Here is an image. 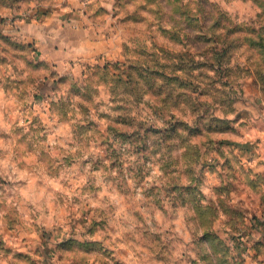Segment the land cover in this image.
I'll return each instance as SVG.
<instances>
[{
	"label": "rangeland",
	"instance_id": "obj_1",
	"mask_svg": "<svg viewBox=\"0 0 264 264\" xmlns=\"http://www.w3.org/2000/svg\"><path fill=\"white\" fill-rule=\"evenodd\" d=\"M0 264H264V0H0Z\"/></svg>",
	"mask_w": 264,
	"mask_h": 264
},
{
	"label": "crops",
	"instance_id": "obj_2",
	"mask_svg": "<svg viewBox=\"0 0 264 264\" xmlns=\"http://www.w3.org/2000/svg\"><path fill=\"white\" fill-rule=\"evenodd\" d=\"M79 14L81 16L79 18H72V19L69 18L70 21L67 19L64 21L63 16H62L63 14H61V17H60L58 14V11L55 13L46 12V15H42V13L41 14L39 13L36 16H34V20L31 21V23H29L27 26H25L24 29L28 28L30 30V27L36 28L37 30L45 29L46 32L44 34H39V33L35 34V36L37 35V37H33L32 39L33 41L36 40L38 42V45H41L43 49L47 46V50H48V47H49L52 50V56L57 59L58 63H66L73 59L78 60L80 56H84L82 55L85 50L83 47H85L88 44V40H86L85 38H82L78 42L77 45L79 48H81V54H75L71 50L72 40L70 39L71 37L70 33L72 32L76 33L77 30L74 28H77L78 30L82 32L83 34L82 36H86L85 35L86 32L88 33V31H92V29L95 30L94 27L90 25L87 26V24H85L86 22H85V19L83 18L84 14L82 12H79ZM86 17L87 16H85V18ZM28 29H26L25 32ZM29 30L28 32H26V36L28 38H31L29 34ZM59 33H65L64 35H67V36H64V37H68L67 40L66 38H62L63 39L62 43L65 42L63 43L62 49H58L56 47V45L59 44V39L61 37ZM94 37L97 40L101 39L100 35H97V36L95 35V36H92L89 40H94Z\"/></svg>",
	"mask_w": 264,
	"mask_h": 264
}]
</instances>
